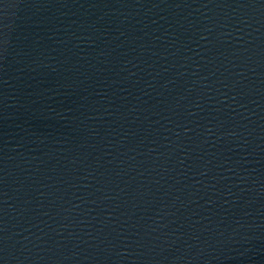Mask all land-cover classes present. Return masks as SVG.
<instances>
[{
  "label": "water",
  "instance_id": "water-1",
  "mask_svg": "<svg viewBox=\"0 0 264 264\" xmlns=\"http://www.w3.org/2000/svg\"><path fill=\"white\" fill-rule=\"evenodd\" d=\"M0 264H264V0H0Z\"/></svg>",
  "mask_w": 264,
  "mask_h": 264
}]
</instances>
